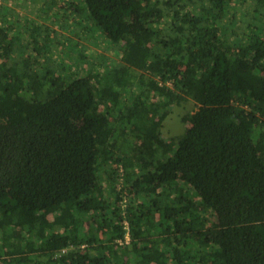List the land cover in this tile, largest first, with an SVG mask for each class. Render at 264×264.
Instances as JSON below:
<instances>
[{"label": "trees", "instance_id": "16d2710c", "mask_svg": "<svg viewBox=\"0 0 264 264\" xmlns=\"http://www.w3.org/2000/svg\"><path fill=\"white\" fill-rule=\"evenodd\" d=\"M53 6L117 60L0 8V264H264V0Z\"/></svg>", "mask_w": 264, "mask_h": 264}, {"label": "rangeland", "instance_id": "374dc122", "mask_svg": "<svg viewBox=\"0 0 264 264\" xmlns=\"http://www.w3.org/2000/svg\"><path fill=\"white\" fill-rule=\"evenodd\" d=\"M53 5L54 0H0V8L5 7V10H10V14L7 13V18L11 19V24L15 25L18 30H21L18 34V37L21 36L20 40L22 41L23 46L29 47V45H31V41L29 40L32 39L28 36L25 37L24 35H22L23 31H28L30 28V30H35L37 34L39 29H44L48 32L52 29L55 30L58 35L59 33L63 35L58 38L57 44H54V46L52 47L54 52H58V49L59 51H68L67 49L72 44L74 46H78L77 49H79V51H82L83 58L86 59L82 60V63H84L85 61L93 64L101 63V60H104L105 57L113 61L117 60L115 54H112V52L108 51L107 48H103L104 44L99 42L100 40L90 39V36L86 35V33L84 32V30L86 29L84 28V21L81 25H75L74 28H70L72 25V16L70 14V11L66 8L62 9L61 14H59L58 17L53 20L54 13L56 11ZM18 17L19 19L17 20ZM21 19H24L26 22L24 21L20 23ZM55 21H57L58 23L64 21L65 26L62 28L57 23H54ZM245 21L246 20L241 21V24L243 25L239 26L238 29H243ZM25 23L27 25H25ZM38 24L43 25L44 28ZM74 29L78 31V35H76ZM51 39L52 37L49 41H51ZM74 57L72 58L74 59ZM70 59L71 58H61V53H57V77L66 76L69 74V72H71L70 69H67L66 65L68 63H64V61H69ZM68 67L70 68L71 66L68 65ZM63 68L66 69V71H64ZM197 109L198 107L191 100L189 102L182 103L180 106H174L171 110L170 116L164 122L163 136L166 138H172L185 133L187 128L186 125L182 122V119L186 115H192ZM188 199L190 200V203L194 208L200 209V205L197 200H192L190 198Z\"/></svg>", "mask_w": 264, "mask_h": 264}, {"label": "built area", "instance_id": "2783aa9c", "mask_svg": "<svg viewBox=\"0 0 264 264\" xmlns=\"http://www.w3.org/2000/svg\"><path fill=\"white\" fill-rule=\"evenodd\" d=\"M127 240L129 241V235H127Z\"/></svg>", "mask_w": 264, "mask_h": 264}]
</instances>
